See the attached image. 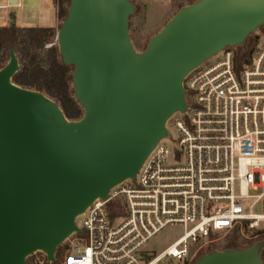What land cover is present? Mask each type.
Wrapping results in <instances>:
<instances>
[{
  "label": "water",
  "instance_id": "water-1",
  "mask_svg": "<svg viewBox=\"0 0 264 264\" xmlns=\"http://www.w3.org/2000/svg\"><path fill=\"white\" fill-rule=\"evenodd\" d=\"M15 4L16 0H8ZM131 0H69L55 43L72 66L83 115L69 120L44 93L12 82L13 48L0 69V264L55 261L82 231L76 218L96 199L135 179L167 123L184 114L187 74L264 24V0H196L181 7L142 51L133 47ZM264 240L213 250L194 264H263Z\"/></svg>",
  "mask_w": 264,
  "mask_h": 264
},
{
  "label": "built area",
  "instance_id": "built-area-1",
  "mask_svg": "<svg viewBox=\"0 0 264 264\" xmlns=\"http://www.w3.org/2000/svg\"><path fill=\"white\" fill-rule=\"evenodd\" d=\"M236 50L224 48L184 78L188 107L170 119L174 148L168 129L134 180L76 218L82 234L65 240L62 257L55 252L51 262L40 252L44 260L32 264H194L214 234L243 225L264 232V42L240 65ZM175 226L183 234L171 244L146 248ZM261 257L264 264V249Z\"/></svg>",
  "mask_w": 264,
  "mask_h": 264
},
{
  "label": "trees",
  "instance_id": "trees-1",
  "mask_svg": "<svg viewBox=\"0 0 264 264\" xmlns=\"http://www.w3.org/2000/svg\"><path fill=\"white\" fill-rule=\"evenodd\" d=\"M51 1L56 8L58 23H61L67 14L69 0ZM137 10L138 6L135 11ZM261 28L259 30H262ZM57 29L58 27H18L14 24L0 26V69L7 63L8 53L10 48H13L19 70L12 76V82L20 87L44 93L59 105L67 119L78 120L83 115V109L74 96L73 67L62 62L59 48L54 41ZM257 41L258 36L250 34L244 45L237 47L235 58L237 64L249 60ZM48 43L52 44L45 47ZM262 233L263 231L257 232ZM235 234L236 229L231 231L225 248H242L237 243ZM30 257H27V264H32Z\"/></svg>",
  "mask_w": 264,
  "mask_h": 264
},
{
  "label": "rangeland",
  "instance_id": "rangeland-1",
  "mask_svg": "<svg viewBox=\"0 0 264 264\" xmlns=\"http://www.w3.org/2000/svg\"><path fill=\"white\" fill-rule=\"evenodd\" d=\"M43 0H19V8H9L2 10L0 13L5 21H10L12 18L11 13L15 12L17 15V22H30L34 26L39 27H50L55 24V13L52 10L49 0H45L47 8L42 7ZM135 6H138V10L135 11L129 20V33L136 51H142L147 45L149 39L159 32L167 21L173 17V15L183 6L188 5L190 2L196 0H131ZM1 3V0H0ZM56 10V8H55ZM4 21V22H5ZM0 22V26H2ZM58 23L57 27L59 26ZM264 29V24L261 26ZM260 29V28H259ZM256 30L252 33V36H258V45L264 42V32L262 30ZM55 41V40H54ZM54 43V42H52ZM52 43H48L45 47H49ZM256 43V44H257ZM177 114L173 115L172 118L176 117ZM170 120L167 123V128L171 130L172 138L165 140L169 148H174L176 144V132L171 127ZM253 211L257 213L262 212L260 204H255ZM77 222L80 223V218H77ZM235 238L237 243L242 247L241 249L248 248L250 245L264 240V232L257 234L258 231L263 230V227L250 228L245 225L236 226ZM233 229V230H234ZM232 231V230H231ZM229 232H221L214 234L208 244L204 245L198 253V256L206 254L213 250L226 249V245L229 239ZM183 234L181 227H168L156 237H154L146 246V248L152 253H158L174 240ZM71 241L67 240L65 243L60 245L56 250V258L59 259L63 256L65 248L70 245ZM37 258V261H43L45 256L37 252L30 257V261L33 262Z\"/></svg>",
  "mask_w": 264,
  "mask_h": 264
},
{
  "label": "crops",
  "instance_id": "crops-1",
  "mask_svg": "<svg viewBox=\"0 0 264 264\" xmlns=\"http://www.w3.org/2000/svg\"><path fill=\"white\" fill-rule=\"evenodd\" d=\"M6 1H8V0H1V3H0V6L2 7V6H5L4 8H2V9H0V12L2 11V10H5V9H9V8H14V9H18L19 8V0H16V3L15 4H9V5H7L6 6ZM50 1V5L52 6V10L54 11V13H55V24L53 25V26H50V27H57V25H58V19H57V17H56V10H55V7L53 6V4H52V1L51 0H49ZM47 3L45 2V0H43L42 1V7L43 8H47ZM11 15H12V18L10 19V21H5L4 19H3V17H2V15H1V13H0V22H2L1 24L2 25H10V24H14V25H16V26H18V27H33L34 25H33V23H30V22H23V21H19V22H17V15H16V13L15 12H13V13H11ZM5 21V22H4ZM38 26V25H37Z\"/></svg>",
  "mask_w": 264,
  "mask_h": 264
}]
</instances>
